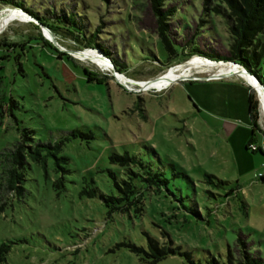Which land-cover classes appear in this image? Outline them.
I'll list each match as a JSON object with an SVG mask.
<instances>
[{"label":"rangeland","instance_id":"rangeland-1","mask_svg":"<svg viewBox=\"0 0 264 264\" xmlns=\"http://www.w3.org/2000/svg\"><path fill=\"white\" fill-rule=\"evenodd\" d=\"M18 2L58 29L53 32L0 0V10L19 8L27 16L0 30V100L10 106L9 115L0 119V264H147L122 245L146 247L147 235L170 238L190 251L196 263L225 260L238 237L264 259V153L245 147L251 136L247 89L255 88L228 70L217 74L224 78L200 79L214 68L193 69L196 79H177L162 89L140 90L116 77L147 82L192 59L182 55L189 48L226 53L223 17L203 12L202 0L160 5L176 7L166 35L178 55L171 53L169 59L150 0ZM95 33L118 70L92 43ZM83 37L91 45L85 46ZM53 47L69 58H57ZM91 49L111 65L73 55ZM258 125L259 137L252 144L264 149L261 108ZM22 127L34 130L35 142L59 148L50 149L55 155H48L44 165L28 158L20 190L10 192L3 154L12 149ZM124 151L168 178V189L159 191L136 180L141 213L133 207L108 213L101 199L81 193L86 185L116 194L113 176L123 175L109 155ZM207 174L215 178L209 180ZM157 264L190 262L176 254Z\"/></svg>","mask_w":264,"mask_h":264},{"label":"trees","instance_id":"trees-1","mask_svg":"<svg viewBox=\"0 0 264 264\" xmlns=\"http://www.w3.org/2000/svg\"><path fill=\"white\" fill-rule=\"evenodd\" d=\"M4 1H6L8 5L23 9L33 18L43 22L37 14L24 8L18 0H13V4L8 2V0ZM150 1L158 17L157 30L160 41L167 51L168 58L170 59L171 53H173L176 58L178 54L173 49L169 37L166 35L167 24L169 20L173 19L176 13V7L175 5L169 6L166 9L160 7V5L163 6L171 0ZM202 8L203 12L212 11L216 15L223 17L229 38L228 48L225 49L226 53H220L212 49L209 51L203 50L202 53L204 54H201V52H197L201 51V49L196 47L189 48V50L182 55L187 57L198 55L216 62L237 63L251 75L256 77L264 86V0H202ZM44 24L53 32L58 29L56 28V30H54L53 26L46 23ZM96 33L92 43L111 58L115 69L118 70L116 68L117 61L113 57V54L106 48H103L100 43L96 42V40H99L96 38ZM82 39L88 41L85 46L91 45L90 39L87 40L86 37ZM53 49L57 52V58L63 59L64 56L69 58L65 52H59L55 47H53ZM171 64L172 63L169 62L165 65L168 67ZM83 72L88 76V80H91L84 69ZM93 80L98 81L99 79ZM247 90V112L250 121L251 136L245 147L252 152L263 154L264 149L262 145L258 146L256 150H252L249 147L250 143L257 141L258 138L256 139V137H259V135H257V131L259 130V106L255 92L249 87ZM137 102L138 106H141L142 98H138ZM8 107L10 106L8 105ZM8 107H4L0 100V119L4 115H9ZM69 135L75 136V133L70 132ZM64 139L66 140L68 137H64ZM52 148L57 149L59 145H51L50 143H43L41 141L35 142L33 129L27 127L19 128V137L16 143L13 145L12 149H9V151L3 154L4 159L9 163L7 168L9 175L5 182V189L10 190V192L14 190L18 192L21 187V180L24 177L21 170L27 165L28 158L44 165L45 158L48 155H55V153L50 150ZM56 159L67 160L64 156H56ZM109 161L112 164L118 165L123 175V177L118 179L112 175L116 194H105L94 186L88 187L86 185L81 191V193L86 194L87 197H97L101 199L107 206L108 213H112L116 210L129 211L131 207H133L135 212L141 213L143 210L142 191L141 188L137 186L136 180L143 182L146 187L154 191H159L161 188L168 189V178L165 177L164 172L160 168L151 165L150 162L143 161L135 155L129 154L127 151L123 153L112 152L109 155ZM207 178L210 180L215 178V176L207 174ZM218 183L221 184L223 181L218 180ZM146 242V247L137 245L133 242H122V245L128 247L130 251L137 254L140 259L147 264H157L167 256L176 254L184 256L190 264H201L200 262H194L191 252L182 250L181 246L175 245L170 238L165 241V239L159 240L156 237L147 235ZM246 244L247 243L241 237H238L234 249L228 246L225 260L219 261V259L211 257L205 264H264V259L257 254H253L248 246L246 247ZM3 246V244L0 245V251L3 250Z\"/></svg>","mask_w":264,"mask_h":264},{"label":"bare ground","instance_id":"bare-ground-1","mask_svg":"<svg viewBox=\"0 0 264 264\" xmlns=\"http://www.w3.org/2000/svg\"><path fill=\"white\" fill-rule=\"evenodd\" d=\"M22 16L27 17L26 14L19 8H14V7L3 8L2 10H0V30L7 27L8 24L11 23L12 21L20 19ZM91 50L73 51V55L82 60H90L94 63H99L106 66L111 65L108 60L104 59L100 55L99 52H96L93 49ZM196 68H203L205 69V71L207 70L209 71L212 68H214V70L211 73L213 75H217L222 70H228L231 71L233 74L243 78L248 84H250L252 87L257 89L261 104L260 108L264 116V95L261 89L258 87L257 83L255 82L254 76L251 75L250 73L248 74L247 71H245V69L242 66L235 65L233 63L215 62L204 57L194 56L186 63L172 66L168 68L163 74L147 82H142V81L135 82V80L132 81L130 79L127 80L126 77L122 74H116V77L118 78L119 81H122L124 83L129 82L130 84L133 85L138 84L136 88L140 90L142 89L144 90L148 88L162 89L167 85H169L170 83L176 81L177 79L191 76L190 71Z\"/></svg>","mask_w":264,"mask_h":264},{"label":"water","instance_id":"water-1","mask_svg":"<svg viewBox=\"0 0 264 264\" xmlns=\"http://www.w3.org/2000/svg\"><path fill=\"white\" fill-rule=\"evenodd\" d=\"M49 33H50V37L51 38H53V35H52V33L49 31V30H47ZM100 49V48H99ZM96 51H97V49H95ZM216 62V61H215ZM224 63H226V62H224ZM227 63H232V62H227ZM233 64H235V65H239V64H237V63H233ZM246 71V70H245ZM247 73L249 74V72L247 71ZM224 77H226V76H224V75H213V74H210L209 76H205V77H202V78H200V79H219V78H224ZM155 79V78H154ZM254 79H255V82L257 83V85H258V87L261 89V91L263 92V95H264V86L259 82V80L256 78V77H254ZM149 81V80H148ZM253 88V87H252ZM255 90V92H256V98H257V100H258V106H259V109H260V107H261V104H260V99H259V94H258V92H257V89H254Z\"/></svg>","mask_w":264,"mask_h":264},{"label":"built area","instance_id":"built-area-1","mask_svg":"<svg viewBox=\"0 0 264 264\" xmlns=\"http://www.w3.org/2000/svg\"><path fill=\"white\" fill-rule=\"evenodd\" d=\"M180 79H184V80H193V79H196V77H194V76H189V77H185V78H180ZM249 147L252 149V150H256L257 149V144H252V143H250V145H249ZM258 175H261V173H259Z\"/></svg>","mask_w":264,"mask_h":264}]
</instances>
